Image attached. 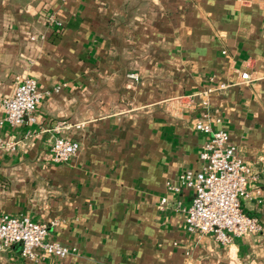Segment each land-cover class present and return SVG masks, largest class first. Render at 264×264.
I'll list each match as a JSON object with an SVG mask.
<instances>
[{
  "label": "crops",
  "instance_id": "0c3cea01",
  "mask_svg": "<svg viewBox=\"0 0 264 264\" xmlns=\"http://www.w3.org/2000/svg\"><path fill=\"white\" fill-rule=\"evenodd\" d=\"M16 76L41 98L32 120L0 125L15 142L0 150V213L48 222L73 250L28 258L13 243L0 264H264L258 196L240 206L262 229L227 242L187 230L177 207L192 196L178 175L199 167L203 113L264 197V0H0V100ZM59 135L78 142L65 163L50 159Z\"/></svg>",
  "mask_w": 264,
  "mask_h": 264
},
{
  "label": "built area",
  "instance_id": "2783aa9c",
  "mask_svg": "<svg viewBox=\"0 0 264 264\" xmlns=\"http://www.w3.org/2000/svg\"><path fill=\"white\" fill-rule=\"evenodd\" d=\"M49 18L52 19V16ZM56 24H60L56 21ZM240 80L249 78L247 72L240 74ZM225 87L220 84L219 88ZM41 98L36 81L28 76H16L10 94L0 100V125L7 123L17 126L25 120H32V113ZM206 114L198 118L194 128L207 134L198 154L200 161L196 170L187 169L178 175V182L192 190L190 202L177 207L183 212L184 225L189 231L212 232L214 236L227 242L231 235L255 233L262 229L260 220L249 214L240 206V199L258 196L264 200L257 188L249 189L250 182L257 178L250 167L235 154V145L226 131L212 129ZM82 123L59 121L54 130L60 132L69 128H81ZM15 149V142L0 135V150ZM78 142L63 136H56L50 144V159L53 162L65 163L77 151ZM264 166V158L261 162ZM169 189L177 190V187ZM166 197H161L162 207ZM49 223H53L50 221ZM48 222L31 219L25 214L0 213V247L13 243L20 244V254L28 258L37 257V249L45 253L65 255L73 250L56 240L47 238Z\"/></svg>",
  "mask_w": 264,
  "mask_h": 264
}]
</instances>
